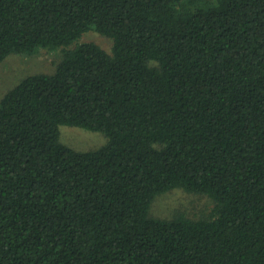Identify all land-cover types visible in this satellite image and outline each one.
I'll list each match as a JSON object with an SVG mask.
<instances>
[{"label": "trees", "instance_id": "trees-1", "mask_svg": "<svg viewBox=\"0 0 264 264\" xmlns=\"http://www.w3.org/2000/svg\"><path fill=\"white\" fill-rule=\"evenodd\" d=\"M41 49L0 102V264H264V0H0V65ZM174 189L210 215L152 217Z\"/></svg>", "mask_w": 264, "mask_h": 264}, {"label": "rangeland", "instance_id": "rangeland-1", "mask_svg": "<svg viewBox=\"0 0 264 264\" xmlns=\"http://www.w3.org/2000/svg\"><path fill=\"white\" fill-rule=\"evenodd\" d=\"M93 42L111 52L113 42L97 32L86 33L80 43ZM61 50L41 49L35 55L11 54L0 65V102L21 81L32 75L53 74L61 61ZM61 142L79 152L94 151L106 145L107 137L79 127L61 128ZM214 207L213 201L204 194L174 189L156 197L151 206V216L172 220L179 215L193 219L207 218Z\"/></svg>", "mask_w": 264, "mask_h": 264}]
</instances>
